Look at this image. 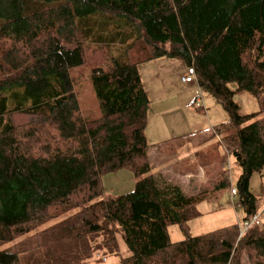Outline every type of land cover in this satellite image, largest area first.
<instances>
[{"label":"trees","instance_id":"obj_1","mask_svg":"<svg viewBox=\"0 0 264 264\" xmlns=\"http://www.w3.org/2000/svg\"><path fill=\"white\" fill-rule=\"evenodd\" d=\"M160 56L192 67L229 112L231 127L215 134L239 169L243 220L257 214L249 182L264 169V0H0V264H88L116 253L117 235L128 255L116 264H264L259 224L189 233L198 205L231 190L226 159L195 195L152 172L138 66ZM83 67L96 116L80 107ZM231 82L257 97V112L238 113ZM124 168L133 190L104 196L102 175ZM170 225L184 238L171 241Z\"/></svg>","mask_w":264,"mask_h":264},{"label":"rangeland","instance_id":"obj_2","mask_svg":"<svg viewBox=\"0 0 264 264\" xmlns=\"http://www.w3.org/2000/svg\"><path fill=\"white\" fill-rule=\"evenodd\" d=\"M138 70L150 100L145 135L149 144L159 146L150 147L148 152L152 172L157 175L159 185H178L186 195L209 190L219 175L221 161L226 159L231 172L232 188L239 169L221 143V136L215 134L216 130H220L222 135L226 128L231 127L229 112L211 93L200 89L196 79L188 84L181 81L187 67L178 58L156 57L139 64ZM74 79L82 112L96 116L98 102L88 80V69L78 68L74 72ZM228 87L234 91L233 100L238 105L240 115L259 110L258 99L254 94L237 90L234 82L228 83ZM196 98L200 104L195 102ZM101 182L104 196H117L132 191L135 178L131 170L124 168L103 174ZM249 190L258 214L256 224L264 229V169L251 176ZM198 210L200 215L188 222L192 236L209 233L230 224L242 226L246 223L243 220V208L238 204V196H232L229 188L201 202ZM57 221L50 220L31 233L46 229ZM168 234L173 242L184 238L177 225H170ZM117 243L116 253L97 252L88 264H116L121 257L128 255L120 235H117Z\"/></svg>","mask_w":264,"mask_h":264},{"label":"built area","instance_id":"obj_3","mask_svg":"<svg viewBox=\"0 0 264 264\" xmlns=\"http://www.w3.org/2000/svg\"><path fill=\"white\" fill-rule=\"evenodd\" d=\"M195 79H196V74H195V71H194V69L192 67H188L187 71L185 72V74L181 77V81L184 82V83H191ZM196 103L200 104V100L197 99ZM231 195L232 196L236 195V189L235 188H231ZM257 222H258V214H255V215L252 216V218L250 220V223L246 222L244 225L241 226L240 234H242L243 231L250 226V224H255Z\"/></svg>","mask_w":264,"mask_h":264},{"label":"crops","instance_id":"obj_4","mask_svg":"<svg viewBox=\"0 0 264 264\" xmlns=\"http://www.w3.org/2000/svg\"><path fill=\"white\" fill-rule=\"evenodd\" d=\"M192 83V82H191ZM188 84V83H187ZM161 174L165 175L164 172H160ZM155 174V173H154ZM168 180L172 181L171 178H169ZM183 191V190H182ZM184 192V191H183Z\"/></svg>","mask_w":264,"mask_h":264}]
</instances>
